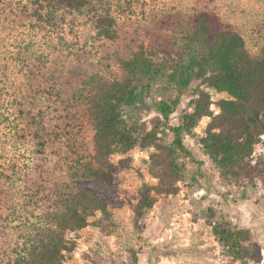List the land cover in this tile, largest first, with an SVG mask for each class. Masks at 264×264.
<instances>
[{"label":"rangeland","instance_id":"374dc122","mask_svg":"<svg viewBox=\"0 0 264 264\" xmlns=\"http://www.w3.org/2000/svg\"><path fill=\"white\" fill-rule=\"evenodd\" d=\"M39 2L43 8L35 0H0V264L26 254L52 226L63 197L81 188L77 161L93 154L94 133L84 97L103 80L124 78L122 59L143 49L175 63L201 13L213 27L238 31L251 55L264 47V0H93L78 11ZM196 84L182 90L161 80L141 90L136 104L124 107L126 124L135 135L156 127L159 142L169 144V128L191 110L187 95ZM205 89L212 114L184 135L189 155L179 158L185 175L178 191L156 195L141 211V186L156 183L149 173L156 148L112 154L120 204L109 206V217L97 212L66 234L75 242L66 264H243L215 238L209 209L248 227L260 255L249 264H264V179L248 188L224 180L204 153L200 138L219 113L218 100L228 97ZM176 98L165 122L157 102Z\"/></svg>","mask_w":264,"mask_h":264},{"label":"trees","instance_id":"16d2710c","mask_svg":"<svg viewBox=\"0 0 264 264\" xmlns=\"http://www.w3.org/2000/svg\"><path fill=\"white\" fill-rule=\"evenodd\" d=\"M38 1L36 8H43ZM49 9L66 8L78 11L93 0H44ZM36 11V9H35ZM40 18L41 14L36 11ZM52 16L47 14L51 20ZM212 17L201 13L198 24L184 36L182 54L175 63L158 60L146 50L133 52L120 61L125 76L103 80L84 101L92 123L93 154L77 161L75 177L82 182L78 191L68 192L62 208L52 216V226L41 231L26 254L13 264H66L65 255L74 249L75 242L68 232L82 229L97 212L110 216L109 206H119L116 167L111 155L126 153L135 146L155 147L150 155L149 173L156 183H144L139 190L138 208H152L158 194H175L177 183L184 178L185 166L181 155H189L183 143L184 135L192 134L199 120L211 115V98L206 87L226 92L228 97L218 100L219 113L211 118L200 138L202 149L224 180L234 181L248 188L256 178L264 179V47L258 56L248 51L243 36L235 30L213 27ZM164 80L184 90L196 81L188 94L190 111L181 123L171 126L173 139L169 144L159 142L158 128L135 135L136 127H129L123 116L124 107H132L140 98V91ZM179 99L157 102L163 120L168 121ZM169 127V126H168ZM210 210L208 220L212 233L223 246L226 255L249 264L260 258L259 245L251 230L238 226L222 214Z\"/></svg>","mask_w":264,"mask_h":264}]
</instances>
